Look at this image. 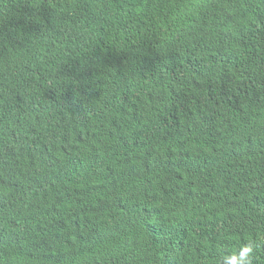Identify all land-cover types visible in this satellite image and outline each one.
I'll return each instance as SVG.
<instances>
[{"label":"trees","instance_id":"16d2710c","mask_svg":"<svg viewBox=\"0 0 264 264\" xmlns=\"http://www.w3.org/2000/svg\"><path fill=\"white\" fill-rule=\"evenodd\" d=\"M247 244L264 264V0H0V264Z\"/></svg>","mask_w":264,"mask_h":264},{"label":"clouds","instance_id":"9594fccd","mask_svg":"<svg viewBox=\"0 0 264 264\" xmlns=\"http://www.w3.org/2000/svg\"><path fill=\"white\" fill-rule=\"evenodd\" d=\"M38 58L45 59L39 51ZM253 246L251 244L245 245L239 254H233L226 258V264H251L249 253L252 252Z\"/></svg>","mask_w":264,"mask_h":264}]
</instances>
